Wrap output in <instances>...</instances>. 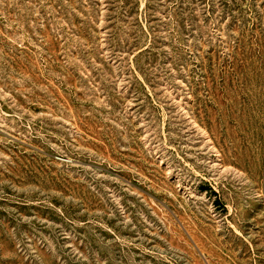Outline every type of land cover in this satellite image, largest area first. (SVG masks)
Wrapping results in <instances>:
<instances>
[{"label": "rangeland", "instance_id": "1", "mask_svg": "<svg viewBox=\"0 0 264 264\" xmlns=\"http://www.w3.org/2000/svg\"><path fill=\"white\" fill-rule=\"evenodd\" d=\"M0 264H264V0H0Z\"/></svg>", "mask_w": 264, "mask_h": 264}]
</instances>
